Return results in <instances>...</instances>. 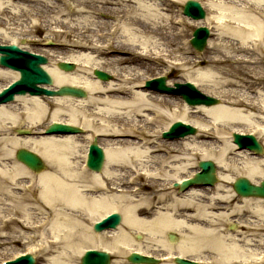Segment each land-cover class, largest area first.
I'll list each match as a JSON object with an SVG mask.
<instances>
[{
	"label": "bare ground",
	"instance_id": "1",
	"mask_svg": "<svg viewBox=\"0 0 264 264\" xmlns=\"http://www.w3.org/2000/svg\"><path fill=\"white\" fill-rule=\"evenodd\" d=\"M15 1L0 0V35L13 32L18 37L10 43L23 49L26 46L18 42L22 34L43 29L70 39L61 44L66 54L56 61L50 57L43 66L53 77V84L44 87L69 85L89 95H18L16 104H0V229L26 237V250L45 255V264H76L88 248L123 256L112 264H128L131 252L151 255L159 249L164 256L202 264H264V238H248L264 236V198L238 196L233 188L239 177L255 184L264 180V154L258 158L246 149L237 150L225 133L251 132L264 146V117L247 110L264 107V99L253 100L258 88H264V0H207L203 6L215 14L192 22L208 26L215 39L197 58L184 56L191 45L182 42L185 31L177 25L185 23L178 22L172 7L178 0ZM101 13L116 21L100 20L96 15ZM61 62L76 68L63 70ZM155 62L167 66L161 74L166 76L175 64L190 66L184 69V80L221 101L182 107L173 96L147 90L140 70ZM217 68L230 78H216L212 71ZM96 69L114 78L103 81L94 74ZM18 76L16 70L0 66V77ZM86 111L108 118L109 128H95ZM175 121L195 125L198 132L172 142L161 139ZM54 122L83 131L94 127L109 136L101 172L77 165L79 135H42ZM21 128L34 131V136L16 134ZM19 148L39 154L46 169L32 174L17 161L14 153ZM196 160L215 162V195L207 190L211 187L197 186L181 194L158 183L170 176L180 180V174L193 175L199 170ZM144 177L147 181L141 183ZM230 204L235 220L221 212ZM110 212H122L121 224L96 232L94 223ZM223 219L232 223L233 232L219 229ZM170 232L177 235L176 242L166 239ZM38 237L40 248L31 244ZM247 244L257 248L247 249Z\"/></svg>",
	"mask_w": 264,
	"mask_h": 264
},
{
	"label": "water",
	"instance_id": "2",
	"mask_svg": "<svg viewBox=\"0 0 264 264\" xmlns=\"http://www.w3.org/2000/svg\"><path fill=\"white\" fill-rule=\"evenodd\" d=\"M186 13L190 14L196 18L205 17V12L202 9L201 5L198 3H190L186 8ZM209 29L206 27L198 28L195 32V38L193 39V44L195 47L200 49V51L204 48L206 44V40L209 36ZM0 52L4 53L1 56L0 62L3 65L9 66L14 69H19L22 72V78L8 90H5L2 94H0V102H6L10 99H13L14 94L19 93H26L28 90L33 94H48V95H56V94H71L76 96H86V92L82 89H77L73 87H63L59 89L58 92L56 91H48L47 89L40 88L37 86L39 83H52V78L50 75L40 66L41 63H46L47 59L41 55H36L29 53L27 51H22L17 45H0ZM66 69L73 68V65H61ZM96 74L99 75V78L107 79L109 76L103 72L96 71ZM161 85L160 87L167 91H172L173 89L167 88L165 84V79L159 82ZM178 91L186 97L189 103L196 104V103H206V104H213L218 102L217 99L212 97H207L201 94L196 87L190 83L187 84H178ZM76 128L68 125L63 124H54L50 127L51 131H75ZM196 129L191 127L190 125H183L182 122H178L174 124L170 132L164 133L165 137H177L183 136L187 133H195ZM238 140L243 142L245 145L251 146L257 150V152H262L263 147L259 142H257L256 138L253 135L248 137H243L241 135L236 136ZM245 138V139H242ZM18 158L27 164L32 169L39 171L43 169L44 164L42 163V159L32 151L27 149H21L16 153ZM104 160V152L103 149L100 148L97 144L92 146V153L90 164L91 167L95 170H100L102 168ZM203 172L198 173L197 177L194 180L187 181V184L192 183H204V184H213L216 181V167L214 162L212 161H201L199 164ZM261 186L251 184L250 181L246 178H239L235 183V189L238 194L244 196H261L264 197V181L261 182ZM186 185V184H185ZM111 219H108L104 223L108 222ZM119 220V219H118ZM111 222V221H109ZM117 220H113L112 224L117 223ZM103 226V224L96 225V228L99 229ZM173 238V235H171ZM110 255L109 252L104 251H88L86 253L83 264H109ZM129 261L133 263H151L155 264L158 261L155 258H149L147 256H143L137 253H133L129 257ZM176 261L179 264H197L196 262H192L182 258H176ZM34 263V259L29 257L25 260L20 259L18 262L10 263V264H32Z\"/></svg>",
	"mask_w": 264,
	"mask_h": 264
},
{
	"label": "rangeland",
	"instance_id": "3",
	"mask_svg": "<svg viewBox=\"0 0 264 264\" xmlns=\"http://www.w3.org/2000/svg\"><path fill=\"white\" fill-rule=\"evenodd\" d=\"M200 1L202 4H209L207 0H198ZM215 3H217V0H211ZM17 2H20L21 4L24 3V0H17L15 1L14 3L16 4ZM182 3L183 2H179L178 4H174L172 7H173V10L175 11L174 13L175 14H179V19H182L181 17V14H183L181 11L180 8H182ZM35 5V3H33ZM206 12H207V15L211 14L212 16L215 14V12H211L210 8L208 6H204ZM74 17H76V15L73 14ZM96 16H99V19L100 20H105L107 22H115V17L113 16H109L104 13H101V14H97ZM38 17V16H36ZM26 18V17H25ZM32 19H34V17H32ZM185 23L184 25L182 24H179L178 28H183L184 29V36L182 38V41H185V42H189V39L192 37V34L195 30V28L197 26H195L193 24V20L188 18L187 16H185ZM30 20H28L29 22ZM209 25L211 26H214V24H212L210 21L208 22ZM29 26V25H28ZM106 28V27H105ZM58 29V28H56ZM215 30V29H214ZM213 30V31H214ZM8 31H11L8 29ZM14 37H18L17 35H15L13 32L11 34H8V36H3V35H0V43H4V44H8L10 43ZM22 38L18 41L20 44H23L26 46V49H28L29 51H35V52H39V53H42L44 55H46L47 57L49 56V59L50 57L52 58V60L56 61L58 59L59 56L61 55H64L66 54V52L62 49V46L61 44L68 41L70 42V39L68 38H65V37H60V36H56L54 33H51L49 31H46L45 29L39 31V32H34V33H28V34H22L21 36ZM211 39L212 41H214L215 39V34L213 33L211 35ZM189 44V43H188ZM208 49V45L207 47L205 48L204 51H201V52H198L196 51L193 47H191L187 53H185L184 56H187V57H190V58H197L198 56H201L203 55V53L205 51H207ZM173 62H177L178 60L177 59H173L172 60ZM208 66V65H207ZM206 65L203 66V67H207ZM229 66V65H228ZM227 65H225V67L227 68L228 67ZM112 67L113 66H109V64H107V67ZM187 67H190V66H184V67H180V66H176L173 65V67H171V69L173 70L172 73L169 75V79H168V83H171V84H174L176 82H185L184 80V73H186L187 71H184V69H186ZM263 68H264V64H263ZM167 69V66H164V65H159L158 63H151V64H147L145 66H143L141 68L140 71H142V75H140L141 77H146V78H149V77H152V76H157V75H161V73H163L165 70ZM214 76L217 78H221L222 80L226 77V78H230V76H227L226 74H223V72H220L219 68L215 69L214 71H212ZM110 74V73H109ZM11 81L10 78L8 77H0V89L5 86L6 84H8L9 82ZM202 88V87H201ZM200 88V89H201ZM202 90V89H201ZM203 92V91H202ZM254 97H253V100L256 101V102H260V100L264 99V88H258L257 90V95L253 94ZM167 96H173L176 101L180 102L182 107H186V105L184 104V100L181 98V96H176V95H167ZM228 100V98L224 97L223 96V100ZM10 103H15V101L13 102H9L7 104H10ZM19 106L21 105H17V107L19 108ZM13 107H16V106H13ZM248 112H252L256 115H261V116H264L263 113H264V107L260 110L258 108H247ZM87 113L86 114V118L88 117V119H93L92 121L95 123V128H98V127H102V129L104 128H109V119L108 118H101L100 116H96L95 113H92L90 111H86ZM81 117L85 118L84 117V114L81 115ZM63 119L64 120H67L68 117L67 116H63ZM94 127H92L93 131H95ZM242 129V127H240ZM22 129V128H21ZM91 129V128H90ZM91 129V130H92ZM228 130V129H227ZM226 130V131H227ZM91 132L90 130H86L83 134L79 135V143L82 145L81 147V150L79 152V155L75 161L78 162V166L79 168L83 166L84 164V160L86 158V153H87V148H88V144L87 141H86V138H87V134ZM16 133V132H15ZM18 135H20L19 133H16ZM227 135H229V137L232 136V134H229V133H226ZM23 136V135H21ZM31 136H34V135H31ZM78 137V136H77ZM109 136H106V135H100V142H101V145L103 147H109ZM160 138H162V134L160 135ZM232 138V137H231ZM91 141V139L89 140ZM169 141V140H167ZM169 142H172V141H169ZM83 148V149H82ZM249 152V151H248ZM251 153V152H250ZM253 154V153H251ZM254 156V155H253ZM246 157V156H245ZM256 157V156H255ZM258 158H263V157H259L257 156ZM199 161H195L194 163L197 165ZM87 171V170H86ZM181 176L180 177H185L187 176V173L185 174H180ZM178 176V175H177ZM177 176H170V178H162L158 181V183L160 184H163L164 188H168V190L170 189L172 192L175 191L172 187V182H174V180H176ZM164 179H167V180H164ZM147 181V178H143L141 180V183H144ZM215 189V187H211L207 190L210 191V194L213 196L216 194V192H214L213 190ZM212 191V192H211ZM107 191L105 190L103 193H96L97 196H100V195H103L105 194ZM176 193H178V190L175 191ZM109 195V193H107ZM183 194V193H181ZM233 204V203H232ZM232 204H230L231 206H229L228 208H226V210H223L221 212H224V213H227V215H230V218L231 220H235V215L232 211ZM235 205V204H234ZM122 213V212H120ZM249 219H252L254 220V218L250 215L248 216ZM237 219V217H236ZM230 223L229 220L227 219H223L220 221L219 223V229H222V230H226V231H229V232H233L235 229H232V227L230 226ZM30 234H34L33 232H31ZM234 234H237V233H234ZM248 234H250V232H248ZM15 235L14 238H12V236ZM17 234H14L13 232H11L10 230H1L0 229V262L1 260H4V259H12L14 256V254H16L17 252H21L25 247H27V239L26 237L23 238V239H20L18 236H16ZM7 236H10V237H7ZM248 238H254L256 240H262V238H264V236L261 235V237H254L252 235H249ZM167 239V238H166ZM145 240V239H144ZM168 240V239H167ZM146 241V240H145ZM42 240L40 237H38L36 240H34L31 244L33 245H37L39 246V244H41ZM148 241L144 242L145 244L147 243ZM248 245V244H247ZM245 248L247 249H250V248H257V244H250L248 246H245ZM165 251H162V250H157L154 254V256H157V255H163L165 254L164 253ZM167 253V252H166ZM39 253H37V264H45L46 263V259L44 257H46L44 255V257L42 255H38ZM158 257V256H157ZM113 258L114 260H123V256H116V255H113ZM173 260L171 258L167 259V260H164L163 263H166V264H169V263H172ZM76 264H81V259L80 261H78V263Z\"/></svg>",
	"mask_w": 264,
	"mask_h": 264
}]
</instances>
